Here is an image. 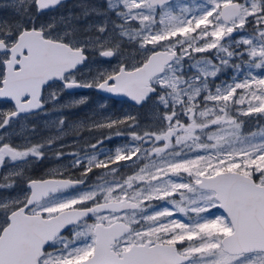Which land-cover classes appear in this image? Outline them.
Segmentation results:
<instances>
[{
  "label": "snow or ice",
  "instance_id": "1",
  "mask_svg": "<svg viewBox=\"0 0 264 264\" xmlns=\"http://www.w3.org/2000/svg\"><path fill=\"white\" fill-rule=\"evenodd\" d=\"M65 7L0 5V104L9 105L0 110V264H264V0H81L40 20ZM125 45L137 63L75 78L90 49L111 58ZM228 67L237 75L216 84ZM57 82L53 102L74 88L152 102L156 128L137 131L131 115L97 122L124 125L132 143L73 154L70 166L83 169L75 180L26 177L45 143H32L35 127L22 144L7 138L44 110L43 91ZM238 116L255 117L258 130L245 133ZM94 169L103 171L90 184Z\"/></svg>",
  "mask_w": 264,
  "mask_h": 264
},
{
  "label": "flooded vegetation",
  "instance_id": "2",
  "mask_svg": "<svg viewBox=\"0 0 264 264\" xmlns=\"http://www.w3.org/2000/svg\"><path fill=\"white\" fill-rule=\"evenodd\" d=\"M180 0H176L179 2ZM197 1V0H196ZM195 1V2H196ZM81 0H65L66 7L57 9L55 12L50 13L47 16L40 18L41 21H47L53 16L59 18L61 14H66L68 10L72 9L74 5H77ZM90 4H102L104 0H87ZM78 11V9H76ZM115 19L114 15L112 17ZM251 26L248 27V29ZM247 29V30H248ZM251 31V30H250ZM126 55V54H125ZM92 56L88 51V60ZM105 58V57H104ZM112 58V57H111ZM106 58V59H111ZM118 56L113 57L116 60ZM87 64V63H86ZM82 65L80 70L86 65ZM120 66V65H119ZM119 68V67H118ZM79 70V71H80ZM53 88H60V82H57L51 88H46L43 91V96L45 98L44 110L36 115L28 116L26 118H21L20 121L14 125V132H9L8 140L16 145L22 144L21 133L26 130H31L35 127L36 131L34 135H31L32 143H45V155L40 161H32L25 169L26 177L32 179H77L81 176L83 169L72 168L70 165L73 160V154L78 155H94L99 154L101 150L103 151H113L118 146H125L130 143L131 137L129 136V130L125 128L124 125L118 126V128H97L93 125L97 122H104L107 119H123L125 116L131 115L137 118L140 127L136 129L137 131H143L146 127L151 126L154 130L156 125L154 123V114L151 107V102H149L144 107L134 106L127 101H118L112 99H104L100 94H98L94 88H89L87 90H82L76 93H67V91H62L63 96H86L88 103H83L81 106L69 105L60 107L58 106L59 99L53 102L48 99L52 93ZM105 104H102V103ZM104 106L114 107L113 113L108 114V117H103L100 115L102 111H106V108H99ZM9 105L0 104V110H6ZM95 108V109H94ZM89 110L90 112L81 114V111ZM95 110L101 112L96 113ZM60 119L65 121L63 125V131H58L57 126L59 125ZM122 132V135H116L117 131ZM30 134V133H29ZM57 136L58 139L55 141L54 146L48 147L46 140L49 137ZM111 137V138H109ZM98 141H103L102 144H98ZM90 145H97V148L93 150ZM57 152H62L63 156L57 157ZM100 158H103L100 156ZM7 168H0V176L7 172ZM102 169H94L93 173L89 174V183L96 181L97 176L102 172ZM131 168H125L122 170V175H131ZM26 186L21 184L20 187ZM19 189H17L18 191ZM215 211L214 209L212 210ZM91 222V221H90Z\"/></svg>",
  "mask_w": 264,
  "mask_h": 264
},
{
  "label": "rangeland",
  "instance_id": "3",
  "mask_svg": "<svg viewBox=\"0 0 264 264\" xmlns=\"http://www.w3.org/2000/svg\"><path fill=\"white\" fill-rule=\"evenodd\" d=\"M196 0H180L179 2H183V3H193ZM200 0H197L196 3H199ZM5 3V0H0V5H3ZM138 26V25H137ZM251 30V31H250ZM252 33V27L249 28L247 30V34H251ZM90 55L92 56L88 61L87 64L78 72L75 73V78L81 81L84 80H91V78L97 74L98 70L99 71H108L111 72L113 69L118 70L119 65L122 62H126L129 66H131L134 63H137L140 59V57L137 55V53L135 52V50L130 46V45H125L124 49L122 50V54L118 56V58L116 60H113V57L111 59H106L104 57L99 56L98 52H95L93 50H89ZM126 54V55H125ZM198 59L203 57V56H208L209 54H194ZM133 57H135V59H133ZM216 63H218V61H215ZM191 63V62H189ZM185 70L187 71V64L185 65ZM260 70H256L257 73H259ZM190 74V73H189ZM234 75H237L233 69L231 67L225 68L222 72H220L218 74V79H216L215 83L219 84L221 82H231L232 77ZM240 78H243L242 76ZM215 85H213L214 87ZM53 91H58V88H53ZM88 97L86 96H75V95H70V96H63V92H59L58 95V99L60 100L58 103V106L63 107L66 106V104L68 103L69 105H78L80 103H73V101H77V100H81V99H87ZM83 103H88L87 101H83ZM102 103V102H101ZM82 104V103H81ZM81 104L79 106H81ZM105 104V103H102ZM99 108H106V111H102L103 113L95 110L96 113H101L100 115H102L103 117H108V114L113 113V108L112 106H104L101 107L100 105H98ZM151 107H152V102H151ZM95 109V108H94ZM90 112L88 109L81 111V114ZM238 115V114H237ZM152 116H154V114H152ZM240 116H238L239 118ZM261 125H264L263 123H260ZM258 126V125H257ZM250 128H246L243 127V130L245 133H249L252 131H257L258 128H254L251 127ZM250 129V130H248ZM248 130V131H247ZM106 151L101 150L99 152L103 153ZM103 157V156H102ZM158 206H163V202H157ZM214 214L215 215H221L220 213H218L216 211V209H214Z\"/></svg>",
  "mask_w": 264,
  "mask_h": 264
},
{
  "label": "water",
  "instance_id": "4",
  "mask_svg": "<svg viewBox=\"0 0 264 264\" xmlns=\"http://www.w3.org/2000/svg\"><path fill=\"white\" fill-rule=\"evenodd\" d=\"M87 89H89V88H74V89L66 90V91L69 92V93H73V92H77V91H80V90H87ZM95 91H97L98 93H100L104 97L115 99V100H126V101L130 102L131 104L135 105V103L133 101H131L128 97H126L124 95H117V94L107 93V92H104V91H101V90H98V89H95ZM135 106H138V105H135ZM219 210L223 212L222 209H219Z\"/></svg>",
  "mask_w": 264,
  "mask_h": 264
},
{
  "label": "trees",
  "instance_id": "5",
  "mask_svg": "<svg viewBox=\"0 0 264 264\" xmlns=\"http://www.w3.org/2000/svg\"><path fill=\"white\" fill-rule=\"evenodd\" d=\"M239 119L245 121L243 127L250 128V129H252L251 127H254L255 129L258 128L257 127L258 121L256 120L255 117H242V116H240ZM259 123L264 124V119H262ZM250 129H248V130H250Z\"/></svg>",
  "mask_w": 264,
  "mask_h": 264
}]
</instances>
